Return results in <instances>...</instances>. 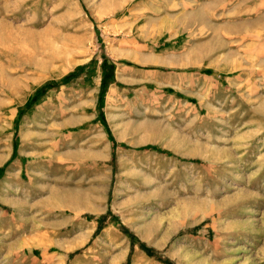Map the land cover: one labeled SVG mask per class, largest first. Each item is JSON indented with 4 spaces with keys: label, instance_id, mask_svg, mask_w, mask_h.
Segmentation results:
<instances>
[{
    "label": "rangeland",
    "instance_id": "obj_1",
    "mask_svg": "<svg viewBox=\"0 0 264 264\" xmlns=\"http://www.w3.org/2000/svg\"><path fill=\"white\" fill-rule=\"evenodd\" d=\"M0 264H264V0H0Z\"/></svg>",
    "mask_w": 264,
    "mask_h": 264
},
{
    "label": "bare ground",
    "instance_id": "obj_2",
    "mask_svg": "<svg viewBox=\"0 0 264 264\" xmlns=\"http://www.w3.org/2000/svg\"><path fill=\"white\" fill-rule=\"evenodd\" d=\"M58 197V196H57Z\"/></svg>",
    "mask_w": 264,
    "mask_h": 264
}]
</instances>
